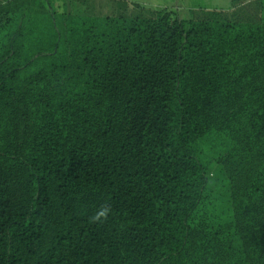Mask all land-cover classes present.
I'll return each instance as SVG.
<instances>
[{"label": "trees", "instance_id": "obj_1", "mask_svg": "<svg viewBox=\"0 0 264 264\" xmlns=\"http://www.w3.org/2000/svg\"><path fill=\"white\" fill-rule=\"evenodd\" d=\"M54 1L0 0V264H264V0Z\"/></svg>", "mask_w": 264, "mask_h": 264}, {"label": "crops", "instance_id": "obj_2", "mask_svg": "<svg viewBox=\"0 0 264 264\" xmlns=\"http://www.w3.org/2000/svg\"><path fill=\"white\" fill-rule=\"evenodd\" d=\"M126 1H128L129 3H140L154 9L167 8L168 10H171L177 13L178 15L181 9L189 11L190 8H192V0H126ZM220 6L221 5H218V3H216V5H214L213 7L225 8Z\"/></svg>", "mask_w": 264, "mask_h": 264}, {"label": "rangeland", "instance_id": "obj_3", "mask_svg": "<svg viewBox=\"0 0 264 264\" xmlns=\"http://www.w3.org/2000/svg\"><path fill=\"white\" fill-rule=\"evenodd\" d=\"M216 3H218V5H221L220 7L227 8L231 5V0H208V4L211 6L216 5ZM54 4H55V8L58 12H61L65 6L63 0H55ZM179 16L180 17H190V13H189V11L181 9V11L179 12ZM219 175H220V172L218 170H216L214 172L213 178L216 181H218Z\"/></svg>", "mask_w": 264, "mask_h": 264}]
</instances>
